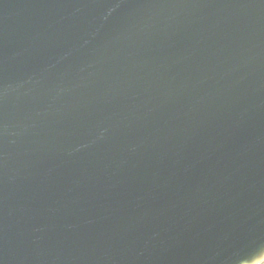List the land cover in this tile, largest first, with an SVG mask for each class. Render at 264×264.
<instances>
[{
	"label": "water",
	"instance_id": "95a60500",
	"mask_svg": "<svg viewBox=\"0 0 264 264\" xmlns=\"http://www.w3.org/2000/svg\"><path fill=\"white\" fill-rule=\"evenodd\" d=\"M264 0H0V264H262Z\"/></svg>",
	"mask_w": 264,
	"mask_h": 264
},
{
	"label": "rangeland",
	"instance_id": "374dc122",
	"mask_svg": "<svg viewBox=\"0 0 264 264\" xmlns=\"http://www.w3.org/2000/svg\"><path fill=\"white\" fill-rule=\"evenodd\" d=\"M262 264H264V262Z\"/></svg>",
	"mask_w": 264,
	"mask_h": 264
}]
</instances>
